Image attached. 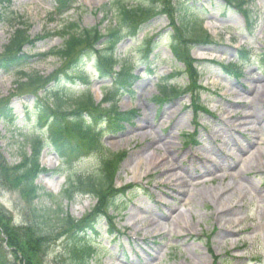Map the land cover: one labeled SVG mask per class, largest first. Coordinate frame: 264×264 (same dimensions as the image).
<instances>
[{
  "label": "rangeland",
  "instance_id": "rangeland-1",
  "mask_svg": "<svg viewBox=\"0 0 264 264\" xmlns=\"http://www.w3.org/2000/svg\"><path fill=\"white\" fill-rule=\"evenodd\" d=\"M0 1L5 17L0 21V55L16 29L23 28L33 42L20 49L32 56L22 70L0 73V106L10 103L18 115L12 126L0 120V223L1 218L7 220L6 228L19 233L29 228L20 172L23 156L33 153L32 139H50L53 147L44 150L34 170L40 194H60L68 179L81 181L97 171L101 161L92 142L77 141L79 128L68 117L72 99L84 92V84L65 85L69 97L64 113L54 116L49 111L50 122L40 113L36 125L37 113L25 114L38 101L51 105L46 98L54 97L52 79L65 67L64 61L44 55L63 46L65 39L52 34L75 23L81 31L96 28L105 35L118 20V1L140 8L148 3L157 7L149 17L164 15L150 19L132 39L143 22L134 20L116 47L120 62L136 77L130 84L132 93L123 95L118 106L120 111L134 109L136 115L117 133L102 131L100 140L107 153L123 157L115 187L140 185L145 192L127 197L126 211L116 219L117 235L107 234L106 221L100 224L101 235L92 240L97 256L89 264H264V0H233L243 2L246 21L253 25L251 37L240 11L223 0L192 1L194 9L204 10L200 17L211 37L209 43L192 41L184 27L177 26L178 1L187 0H76L62 17L54 14L57 0ZM148 38L158 45L144 59L141 44ZM173 44L176 50L171 53ZM242 48L252 58L239 63V77H231L220 64L238 63ZM100 66L105 68L107 63L102 61ZM20 71L43 82L33 85L21 78ZM96 71L93 59L82 72L89 77L94 101L101 104L103 87L110 82L100 79ZM162 80L181 93L159 105L156 97ZM193 80L198 88L190 91ZM198 100L206 113L192 108ZM193 133L196 142L186 145L185 136ZM152 154L158 157L156 165L133 180V162ZM36 203L51 205L44 197ZM96 207V200L81 192L71 201H62L63 211L77 221ZM227 207L234 214L228 219L232 223L224 226L218 212ZM67 232L57 229L44 237L28 236L35 264H68L74 239ZM0 256L6 264H25L1 227Z\"/></svg>",
  "mask_w": 264,
  "mask_h": 264
},
{
  "label": "trees",
  "instance_id": "trees-1",
  "mask_svg": "<svg viewBox=\"0 0 264 264\" xmlns=\"http://www.w3.org/2000/svg\"><path fill=\"white\" fill-rule=\"evenodd\" d=\"M228 4H231V0H225ZM74 0H63L62 6L56 7V15L62 17L67 11H69ZM235 4V3H233ZM117 22L112 29L105 35H101L96 28L81 31L77 24H70L65 26L61 31L55 32L52 35L61 37L64 40L63 46L60 49L52 50L46 56H54L60 61H64V69L56 75L53 79V86L55 89L54 97L47 102L51 105L39 103V113L44 115L43 120L50 121L52 118L47 116L48 112L54 116L64 113L63 105L68 100L66 96L68 93L65 85L68 82H72L73 77H77L81 81H86L87 78L82 69L85 66L86 60L95 56L97 60V68L99 73L103 77L112 75V68L116 64V58L114 57V49L116 42L122 38V33L129 29L131 23L134 20L143 19L144 15L153 13L155 7L153 5L148 6L147 10L127 8L121 4H117ZM235 7L241 10V3L235 4ZM9 8V7H7ZM178 21L180 26L184 27L185 33L190 34L195 42H207L209 35L201 29V23H199V17L197 10L187 5V2L178 1ZM242 11V10H241ZM244 12V11H243ZM246 14V12H245ZM3 14L0 12V21L4 20ZM147 18V17H146ZM188 20L189 24L185 22ZM21 25H24L23 23ZM22 28V27H21ZM26 33L22 29H16L13 32L8 44L4 47L3 53L0 55V72L9 73L12 70H22L31 60V55H25L20 52L21 47L24 44L31 45L30 41L25 36ZM101 45L102 50L95 51L96 45ZM147 50L146 55L149 54L154 48L153 42L147 40L142 43ZM176 45L173 44V50H176ZM107 63L105 68H102L101 62ZM234 66V65H231ZM125 69H129L127 66L123 68L120 74H117L114 78V85L116 86L115 93H105L103 96V102L107 103V108H102L100 105H96L93 102L90 94H85L83 97L76 99L72 102V113L68 116L71 123L79 129L76 130L77 141H88L94 143V150L101 155V161L97 171L90 175H86L81 181L74 182L71 179L67 180L65 188L58 195L50 193L40 194V188L36 185L37 174H34V170L38 169L39 158L41 151L51 146L49 143H44L41 140L33 139L30 141L32 147V155L30 157L23 156L21 161L22 173L20 190L24 194L26 212L28 216L29 228L25 231L18 232V230H11L6 228L7 220L1 218L2 223L0 227L3 228L4 234H6L11 247L16 248L17 252L21 254L19 260L25 264H35L36 257L31 249H28V236L43 235L44 237L48 232H54L57 229L68 231L69 235L73 237V243L71 244L72 252L68 254V264H89L92 259L95 258V252L98 248L97 245L92 244L94 237L98 235V228L102 222H107L109 225L108 231L113 234L116 233L115 219L126 209L127 197L133 195L135 187L125 186L116 188L114 180L118 170V166L121 163L122 155L119 153H107L99 144L101 135L98 134L94 126L98 125L101 129V125L107 127L109 131H118L123 129V122L130 120L133 112H120L117 106L118 96L120 91L128 93L130 90V79ZM227 71H233L235 75H238L237 71L226 69ZM131 71V70H130ZM129 71V72H130ZM21 78L29 80L33 85L43 82L41 78H31L32 75H28L23 71L19 72ZM163 88L160 92L159 98L156 97L158 104H162L169 96H177L178 91L175 88L168 89L166 82L162 83ZM196 82H191L189 90H195ZM116 97V98H115ZM161 97V98H160ZM193 103L194 108H197ZM41 115V114H40ZM0 120L5 124H14L15 116L12 113L9 103L2 104L0 106ZM38 122V121H37ZM61 145L57 146L58 149ZM76 192L82 194L91 195L96 200L97 207L93 208L91 212L87 213L81 220L77 221L63 211L62 201H71ZM40 197L47 198L50 201V206L45 207L36 203ZM27 243V245H26ZM26 245V247H25ZM25 249V250H24ZM22 250V251H21ZM38 259V257H37ZM0 264H6L0 256ZM37 264V263H36Z\"/></svg>",
  "mask_w": 264,
  "mask_h": 264
},
{
  "label": "bare ground",
  "instance_id": "bare-ground-1",
  "mask_svg": "<svg viewBox=\"0 0 264 264\" xmlns=\"http://www.w3.org/2000/svg\"><path fill=\"white\" fill-rule=\"evenodd\" d=\"M253 115H250V117H252ZM245 122H247V121H245ZM165 145V144H164ZM155 150H158V147H156L155 148ZM157 160H158V157L157 156H155L154 154H152L151 156H149V158L147 159V160H143V161H141V160H136L135 162H133V165H132V174H133V176H132V179L133 180H136V179H141L146 173H148L149 172V169H151L152 167H154L155 165H156V162H157ZM144 162V163H143ZM143 163V165H144V171H142V170H140V165ZM48 165H49V167H51L52 166V162H51V160L50 161H48ZM201 168H197V169H195L196 171H198V170H200ZM169 170H171L170 168H169ZM200 172H202V170L201 171H199L198 173H200ZM178 180H176V179H173V183H175L176 185H178L179 184V182H177ZM181 184H183V185H180V186H182V188H183V186H185V184H186V181H184V182H182ZM228 208V209H227ZM227 208H225V209H220L221 211H220V213L218 212V216H220L219 218L222 220V222L224 223L223 225L224 226H226L227 224H230V223H232V221L231 220H228V219H230L231 217H232V215L234 214V213H232V211L231 210H229V207H227ZM182 215V214H181ZM237 222V221H236Z\"/></svg>",
  "mask_w": 264,
  "mask_h": 264
}]
</instances>
